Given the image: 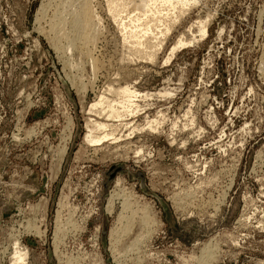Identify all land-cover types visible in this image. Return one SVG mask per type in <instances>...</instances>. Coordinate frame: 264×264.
I'll return each mask as SVG.
<instances>
[{"label":"rangeland","instance_id":"1","mask_svg":"<svg viewBox=\"0 0 264 264\" xmlns=\"http://www.w3.org/2000/svg\"><path fill=\"white\" fill-rule=\"evenodd\" d=\"M73 1L0 0V264H264V0H116L126 25L92 0L98 35L71 46L47 18ZM127 197L148 229L123 231Z\"/></svg>","mask_w":264,"mask_h":264},{"label":"bare ground","instance_id":"2","mask_svg":"<svg viewBox=\"0 0 264 264\" xmlns=\"http://www.w3.org/2000/svg\"><path fill=\"white\" fill-rule=\"evenodd\" d=\"M112 1L113 0H106V3L108 4V8H107V10H108V14H110V16L113 18V19H116V20H118L119 19V21H120V23L121 24H123V25H126L127 23L124 21V20H127V17H126V19H124L123 18V16H124V13H126V7H127V5H126V3H125V1H123V3L122 2H119V3H116V0H114L113 1V3H114V6H113V4H112ZM147 1H150V0H147ZM152 1V0H151ZM158 1H160L161 3H164V4H167L168 3V5L170 4L171 6H169V7H172L173 5H174V0H155V2H157V4H158ZM74 3H73V7L72 8H67V7H65V6H61L63 9H61V10H59V8H58V10L56 9V11L52 14V15H49V18H47L48 19V22L50 23L49 25H51L50 26V31H49V33H50V35H53L52 36V38H54L55 39V41H56V39H61V38H63L64 37V30H65V28H66V26H67V28H69V29H67L66 28V33H70L71 34V36H70V38L66 35L65 37L67 38H69V41H70V45L71 46H75V45H78L79 43H81V44H85V45H87L90 41H92L98 34H97V30L101 27V25H100V27L98 28V26H99V23L103 20L102 19V17H101V15L99 14V12L97 11V8L95 7V5H93V3H95V2H93L92 0H74L73 1ZM93 2V3H92ZM97 2H98V0H97ZM179 2H181V3H183V4H181V6L182 7H184V5L186 6V5H189V4H191L190 2H189V0H181V1H179ZM179 2H178V4H179ZM99 3H100V1H99ZM121 3V4H120ZM153 3H154V1H153ZM194 3V2H193ZM156 4V3H155ZM175 4H177L176 2H175ZM97 5V4H96ZM159 5H161L160 3H159ZM163 5V4H162ZM48 4L46 3L45 5H41V7H40V9H39V16H36L37 17V21L39 22V21H41V20H43V18H46V16H47V11H48ZM56 6V5H55ZM156 6V5H155ZM165 6H167V5H165ZM164 6V7H165ZM190 6V5H189ZM52 6H50V8H51ZM57 7H59L58 5H57ZM57 7H55V8H57ZM102 7H104L103 5H102ZM158 7H160L161 8V6H158L157 5V7L156 8H158ZM188 6H186L185 7V9H187L188 10V8H187ZM98 8H100L99 7V5H98ZM154 8V7H153ZM156 8H154V10L156 9ZM166 8V7H165ZM173 8V7H172ZM177 10H178V8H180V7H175ZM174 8V10H176ZM152 9V8H151ZM151 9H149V10H151ZM159 9V8H158ZM158 9H156V13L157 12H159L158 11ZM184 9V8H183ZM182 9V10H183ZM55 10V9H54ZM99 10V9H98ZM160 10V9H159ZM173 10V9H172ZM176 10V11H177ZM152 11V10H151ZM179 11H180V9H179ZM51 12H53V11H51ZM154 12V11H153ZM152 12V15L151 16H153V14L155 13H153ZM181 12V11H180ZM173 13H174V11H173ZM158 14V16H159V13H157ZM155 15V14H154ZM178 15H179V13H178ZM174 16V15H173ZM176 16H177V14H176ZM140 17V16H139ZM155 17V16H154ZM153 17V19L154 20H156V18H157V21L158 22H160V21H162V20H160L158 17H157V15H156V18H154ZM160 17H162L161 15H160ZM179 17V16H178ZM152 18V17H151ZM163 19H164V17H162ZM161 18V19H162ZM176 18V17H175ZM138 19V18H137ZM143 20H144V18H142ZM139 20H140V18H139ZM142 20V21H143ZM146 20V19H145ZM145 20L143 21V22H145ZM167 20H168V18H167ZM176 20H178V19H174V22H176ZM141 21V20H140ZM140 21H138V22H140ZM148 21H149V19H148ZM151 21H152V19H151ZM156 21V22H157ZM171 21V20H170ZM197 21H199V20H197ZM103 22V21H102ZM102 22L100 23V24H102ZM147 22V21H146ZM145 22V23H146ZM154 21H152V23H153ZM156 22H154L153 24L155 25V23ZM119 23V24H120ZM129 23V22H128ZM145 23H144V25H145ZM150 23V22H149ZM169 23H171V22H169ZM165 24V23H164ZM166 24H168V22L166 23ZM174 24V23H173ZM149 25V24H148ZM147 25V26H148ZM160 24H157V27L159 26ZM169 25V24H168ZM207 24H203V25H201V29L199 30V31H201V33H202V35H206V33H207V31H206V26ZM122 26V25H121ZM121 26H119V27H121ZM129 26V25H128ZM125 27L126 29H129V27ZM141 27V23H137V25H136V27ZM173 25H171V27H172ZM40 27V26H39ZM135 27V26H134ZM135 27V28H136ZM149 27V26H148ZM156 27V26H155ZM166 27H167V25H166ZM168 27H170V26H168ZM170 27V28H171ZM121 28H123V27H121ZM120 28V29H121ZM135 28H134V30H135ZM143 28V26L141 27V29ZM145 28H146V26H145ZM144 28V29H145ZM149 28H151V26L149 27ZM148 28V29H149ZM40 29V28H39ZM119 29V30H120ZM124 29V28H123ZM126 29H125V31H126ZM138 30H139V28H137ZM153 29V28H152ZM131 30V29H130ZM133 30V31H134ZM143 30V29H142ZM145 30H147V28L145 29ZM149 30H151V29H149ZM40 31V30H39ZM128 31V30H127ZM132 31V30H131ZM130 31V32H131ZM137 31V30H136ZM144 31V30H143ZM154 31V30H153ZM166 31H167V29H166ZM166 31H165V33H166ZM141 32V34H142V37L145 39L146 37H144L145 36V33H146V31L144 32V33H142V31H140ZM150 32V31H149ZM149 32H147L146 34L148 35L149 34ZM170 31H168L167 33H169ZM125 34H126V32H124ZM131 33H133V32H131ZM156 33V32H155ZM161 33V32H160ZM165 33H163L162 32V36H163V34H165ZM166 33V34H167ZM45 34V33H44ZM64 34V35H63ZM95 34H97L96 36H95ZM135 34V33H134ZM133 34V35H134ZM138 34H140L139 32H138ZM137 34V35H138ZM150 34H152V32L150 33ZM157 34V33H156ZM166 34H165V36H166ZM47 35V34H46ZM49 35V34H48ZM155 35V34H154ZM154 35H152V36H154ZM159 36V35H158ZM158 36L156 37L157 38V41L155 42V43H158ZM127 37V34H126V36H125V38ZM131 36H129V38H130ZM141 37V38H142ZM151 37V36H150ZM149 37V38H150ZM155 37V36H154ZM160 37V36H159ZM51 38V37H50ZM49 38V39H50ZM67 38V39H68ZM133 38H137V36L136 37H134L133 36ZM140 38V39H141ZM64 39V38H63ZM161 39V38H160ZM159 39V40H160ZM51 40V39H50ZM129 41V39H128V37H127V39H126V41ZM137 40V39H136ZM139 40V39H138ZM152 39H150L149 41H150V44H153V43H151L152 41H151ZM52 41V40H51ZM60 41V40H59ZM58 41V42H59ZM133 41V40H132ZM142 41H144V40H142ZM145 41H146V39H145ZM144 41V43H146ZM88 42V43H87ZM93 42V41H92ZM138 42V41H137ZM162 42V41H161ZM183 38L182 37H180V39L177 41V43L174 45V47H173V51L174 50H176L178 47H180L181 46V44H183ZM133 43H135V40H134V42ZM136 44V43H135ZM141 42L138 44V45H140V47H141ZM147 44H148V46L151 48V46L149 45V43H148V39H147ZM56 47L58 46L57 45V43L56 44H54ZM138 45H136V46H138ZM144 45V44H143ZM160 44L158 43V45H156V46H159ZM154 46H155V44H154ZM155 46V47H156ZM161 46V45H160ZM38 47V46H37ZM55 47V48H56ZM78 47V46H77ZM152 47H153V45H152ZM58 48V47H57ZM140 50V49H139ZM141 50H143V49H141ZM141 50H140V52H141ZM88 52H87V54L89 53V49L87 50ZM66 52V51H65ZM139 52V51H138ZM143 52H145V51H143ZM85 54V53H84ZM139 54V53H138ZM137 54V55H138ZM155 54V53H154ZM153 54V55H154ZM143 55V54H142ZM145 53H144V57H145ZM152 55V56H153ZM141 56V55H140ZM151 56V55H150ZM151 56V57H152ZM143 57V58H144ZM141 58H142V56H141ZM147 58H148V54H147ZM91 59V58H90ZM94 60V59H93ZM92 63H94V62H92ZM95 65V64H94ZM96 66V65H95ZM94 67V66H93ZM110 87V86H109ZM112 89V88H111ZM114 90V89H113ZM117 90V89H116ZM119 91V92H118ZM116 92H118V94L121 96V97H123V101H122V103H123V105L124 106H126L128 109L127 110H130L129 109V107L132 105V101H133V99L132 98H134L135 97V94H136V92L135 91H132V90H130L127 86H123V88H118V90L116 91ZM105 100V101H104ZM108 100V101H107ZM98 101V100H97ZM61 102V101H60ZM109 103V102H113V99L111 100V101H109V99L107 98V99H104L103 98V95H101V98L99 99V101L98 102H95V104H93V106H91V107H95V105L97 106L98 104L100 105L101 103ZM135 103V102H134ZM98 105V106H99ZM105 106H108L107 107V111L105 112L106 113V116L109 118V117H111V116H113V117H115L116 116V118L118 117V116H120L121 115V113L123 112H121L119 109H117V106L115 107L114 105H113V103L112 104H110L109 103V105L108 104H104ZM103 105V106H104ZM116 105V104H115ZM134 105V104H133ZM102 105H101V107H103ZM123 106V107H124ZM135 106V105H134ZM133 107V106H132ZM131 107V108H132ZM137 107V106H136ZM103 108H106V107H103ZM102 108V109H103ZM126 110V109H125ZM136 109H134V111H135ZM95 111V110H94ZM100 110H98V112H99ZM104 112V111H103ZM138 112V111H137ZM100 113V112H99ZM102 113V112H101ZM125 113H127V111L125 112ZM123 117V116H122ZM104 118V117H103ZM48 119V118H47ZM114 119V118H113ZM90 123V122H89ZM109 124V123H108ZM108 124H102V123H98V124H94L92 127H89V129H88V132L85 134V139L88 141V142H96V141H99L100 142V140L102 139L101 137H97V136H95L94 135V130H95V127H96V125H98V126H101L102 127V129L104 128V127H107V125ZM91 125V124H90ZM98 126H97V129H100V127L98 128ZM109 127V126H108ZM111 127V126H110ZM116 128V127H115ZM116 130V129H115ZM106 131V130H105ZM106 133V132H105ZM72 134V133H71ZM101 134H102V132H101ZM104 134V133H103ZM105 135V134H104ZM100 136V135H99ZM108 136V134L107 135H105L103 138H105V137H107ZM112 137V136H111ZM114 139V138H113ZM67 140V139H66ZM65 140V141H66ZM112 140V139H111ZM102 141V140H101ZM108 141V140H107ZM102 143V142H101ZM98 144H100V143H98ZM66 146V145H65ZM63 149H65V148H63ZM64 151V150H63ZM62 153V152H61ZM63 154V153H62ZM62 158V157H61ZM57 175V174H56ZM22 185V184H21ZM123 194V193H122ZM113 195V194H112ZM127 195V194H126ZM109 197V196H108ZM112 197H114V195L112 196ZM129 198H131V196H129ZM128 197L127 198H125V199H123L122 200V202L120 203L121 204V211L119 212V215H118V220H120V222H122V221H126L127 223H125V224H123L124 225V227L125 228H123V231L124 232H127L130 228H131V226H132V224L134 223L135 224V222H134V220L136 219V217L137 218H140V220L139 219H136V220H139V223L141 224V225H139L140 227H145L146 225L148 226V220H152V219H149L150 217H152V216H150V214L149 213H146V212H141V211H143V209H138L137 207V203L139 202H137V203H135V204H137L136 206L137 207H135V208H133V203L134 202H132V200H130ZM134 198V197H133ZM112 199V198H111ZM110 199V200H111ZM135 200H136V197H135ZM108 201V200H107ZM113 201V200H112ZM114 203V202H113ZM108 205H110V203L108 204ZM112 206V203H111V205H110V207ZM140 206H142V203H141V205ZM143 207H145L146 208V206H143ZM142 207V208H143ZM109 208V207H108ZM112 208V207H111ZM141 208V207H140ZM112 209H114V208H112ZM147 209L148 208H146L145 209V211H147ZM148 212H150L149 211V209H148ZM152 214V213H151ZM67 221V220H66ZM153 221V220H152ZM59 222V221H58ZM142 222V223H141ZM150 222V221H149ZM138 223V222H137ZM136 223V224H137ZM144 224H145V226H144ZM122 225V226H123ZM126 225V226H125ZM69 226V225H68ZM137 226H138V224H137ZM146 226V227H147ZM76 227V226H75ZM134 227H135V225H134ZM143 227H142V229H143ZM149 227V226H148ZM148 227H147V229H148ZM57 228V227H56ZM120 228V227H119ZM122 228V227H121ZM34 229V228H33ZM61 229V228H60ZM64 229V228H63ZM62 229V230H63ZM114 229V228H113ZM127 229V230H126ZM137 229H139V228H137ZM141 229V228H140ZM120 230V229H119ZM126 230V231H125ZM37 231V230H36ZM58 231V230H57ZM111 231V230H110ZM121 231H122V229H121ZM130 231H132V230H130ZM139 231V230H138ZM144 231H145V229H144ZM59 232V231H58ZM116 231H115V229L113 230V231H111V233H110V235H109V237H111V240L113 239H115V238H118V236L117 237H115L116 236V234H117V232L115 233ZM119 232V231H118ZM123 232V233H124ZM147 232V231H146ZM41 233V232H40ZM57 233V232H56ZM60 233H61V231H60ZM122 233V232H121ZM150 233V232H149ZM57 234H59V233H57ZM57 234H56V236H57ZM119 234V233H118ZM117 234V235H118ZM126 234V233H125ZM128 234V233H127ZM138 234H140L139 232H138ZM146 234V233H145ZM148 235V234H147ZM59 236V235H58ZM57 236V237H58ZM135 236V235H134ZM140 235H138V236H136V238L134 239V240H137V242L140 240V239H142V238H140V237H142V236H140ZM145 236V235H144ZM60 237V236H59ZM114 237V238H113ZM140 239H139V238ZM56 239V238H55ZM58 240V239H57ZM117 240V239H116ZM62 241V240H61ZM133 241V240H132ZM18 242V241H17ZM16 242V243H17ZM115 242V241H114ZM134 242V244H136L135 243V241H133ZM140 242V241H139ZM132 243V242H131ZM111 244H112V242H111ZM133 244V243H132ZM18 245V244H17ZM110 245V244H109ZM113 245V244H112ZM116 245H118V243L116 242ZM116 245H113V246H116ZM120 245V244H119ZM113 246H111V247H113ZM135 246V245H134ZM138 246V245H137ZM117 247V246H116ZM113 248H115V247H113ZM18 249V248H17ZM26 249V248H25ZM116 250H118L117 248H116ZM21 250H19V251H15L16 253H17V256L20 258V259H23V256L24 257H26L24 254L25 253H22V252H20ZM23 251V250H22ZM26 251V250H25ZM24 251V252H25ZM113 251V250H112ZM116 252H118V251H116ZM27 253V252H26ZM28 254V253H27ZM138 254V253H137ZM113 255V254H112ZM207 256H210L209 255V253L207 254ZM211 257V256H210ZM209 258V257H208ZM208 258L206 259V261L208 260ZM75 259V258H74ZM192 259V258H191ZM204 259V258H203ZM25 260V259H24ZM116 260V259H115ZM120 261V260H119ZM141 261V260H140ZM62 262V261H61ZM63 263V262H62ZM204 263H205V261H204ZM206 264H208V263H206Z\"/></svg>","mask_w":264,"mask_h":264},{"label":"water","instance_id":"3","mask_svg":"<svg viewBox=\"0 0 264 264\" xmlns=\"http://www.w3.org/2000/svg\"><path fill=\"white\" fill-rule=\"evenodd\" d=\"M119 169H122V168H119Z\"/></svg>","mask_w":264,"mask_h":264}]
</instances>
